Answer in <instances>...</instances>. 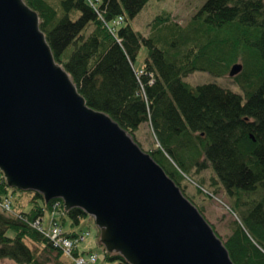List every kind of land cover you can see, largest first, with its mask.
Segmentation results:
<instances>
[{
	"label": "trees",
	"instance_id": "16d2710c",
	"mask_svg": "<svg viewBox=\"0 0 264 264\" xmlns=\"http://www.w3.org/2000/svg\"><path fill=\"white\" fill-rule=\"evenodd\" d=\"M24 1L38 13L55 60L90 108L106 113L131 135L150 124L157 146L148 154L184 195L185 175L193 180V170L212 168V186L224 189L238 217L223 241L231 260L264 264V0H206L194 17L201 21L197 34L182 39L194 21L187 28L167 27L170 17H157L160 32H167L159 39L146 38L129 24L118 28L119 18L128 23L150 0ZM222 29L235 32L233 40L221 36ZM158 42L166 45L160 48ZM142 44L149 54L139 75L134 63ZM241 59L244 69L232 77L241 93L213 82L193 87L185 81L195 72L222 77ZM13 191L32 193L31 209L14 216L0 209V259L59 264L64 253L33 223L57 208L71 226L88 215L79 208L66 212L61 199L46 203L39 193L10 188L0 172V204ZM63 234L72 239L81 235L74 230ZM26 240L44 246L48 258L39 257ZM78 244L73 257L96 252H80ZM102 251L104 261L128 264L120 255Z\"/></svg>",
	"mask_w": 264,
	"mask_h": 264
},
{
	"label": "water",
	"instance_id": "95a60500",
	"mask_svg": "<svg viewBox=\"0 0 264 264\" xmlns=\"http://www.w3.org/2000/svg\"><path fill=\"white\" fill-rule=\"evenodd\" d=\"M0 172L93 217L99 244L128 264H234L164 169L87 105L24 0H0Z\"/></svg>",
	"mask_w": 264,
	"mask_h": 264
},
{
	"label": "rangeland",
	"instance_id": "374dc122",
	"mask_svg": "<svg viewBox=\"0 0 264 264\" xmlns=\"http://www.w3.org/2000/svg\"><path fill=\"white\" fill-rule=\"evenodd\" d=\"M205 2L206 0H150L134 19L130 20L128 23L125 21H119L118 24H121L118 26V28L129 24L135 31L141 33L144 37L148 38L149 36H152V38L159 39L161 34L166 35L167 32H160L162 27L157 26L156 23H154L157 17H170L172 22L168 23L167 27H170L171 25H177L180 28H187L191 22L194 21V17L197 15ZM200 24L201 21L196 19L191 24V26L188 27V29L183 31L182 35L180 36L181 39L186 37L188 34L195 36V34H197L198 30L200 29ZM222 30L223 32L221 36H227L228 39L233 40L236 35L235 32L231 31V29ZM172 33L170 39L171 44L175 42ZM182 41L179 42V44H182ZM163 44L165 43L158 42L157 46L163 48ZM171 48L174 50L173 47ZM148 54V47L145 44H142L134 63V68L135 70L139 71V75H142L140 70L144 68ZM234 63L232 64L234 65ZM237 63L243 64V60L241 59ZM185 81L193 87L213 82L235 93H241V89L230 76V72H226L222 77H215L206 72H195L190 74L185 79ZM128 134L141 148V150L146 153L152 151L157 146L155 136L149 123L142 124L133 135L130 133ZM190 176L193 180L185 175L184 179L181 181V188L183 192L198 206L204 218L209 222V224H211L219 238L222 241H225L231 234L232 222L238 219V217L230 210V205L232 202L231 199L226 195L224 189H222L220 186H212L211 179L216 176L210 166L207 169L201 170L199 173H195V170H193ZM199 185L202 187L200 188ZM206 192L210 193V197L206 194ZM10 197L11 198L8 200L10 201L12 211L6 212L7 215L14 216L15 213H18L22 208V211L24 212H28L31 209L30 202L32 193L13 191L10 193ZM58 210V208L55 209L53 215H51L50 212H46L44 218L42 219V224L45 225L44 228L46 230L52 226L53 222L58 221L62 226L60 227L66 232L71 230L79 233L88 232V236H86L85 239H83L78 244L79 251L87 252L89 250H94L98 252L97 264H114L104 261V255L102 251L104 248L101 244L99 245V238H97L98 229L94 223L93 217L87 216L85 219L81 220L79 225L71 226V220L66 215L62 216ZM54 218H56L57 221ZM29 220L30 219H25V221ZM25 243L30 247L31 250L35 251L39 257H42V259L48 258L44 246L34 243L31 240H26ZM53 258L54 254L51 255L50 259L53 261ZM0 264L16 263L10 259H0ZM59 264H73V262L69 257L63 254V256H61L59 259Z\"/></svg>",
	"mask_w": 264,
	"mask_h": 264
},
{
	"label": "built area",
	"instance_id": "2783aa9c",
	"mask_svg": "<svg viewBox=\"0 0 264 264\" xmlns=\"http://www.w3.org/2000/svg\"><path fill=\"white\" fill-rule=\"evenodd\" d=\"M98 1V0H97ZM122 21L121 18L118 19L117 23ZM4 211L9 212L11 210L10 201L7 199L4 203L0 204ZM60 205L58 202L55 204V207ZM33 227L42 232L46 237H48L56 247H59L64 255L71 257L73 260V264H97L98 262V254L90 253L86 256L79 255L77 257L72 256V251L75 248L76 244L82 241L88 233H81L77 238H69L65 234H63L62 228L56 223L53 222L52 226L46 230L44 225L42 224V220H36L33 223Z\"/></svg>",
	"mask_w": 264,
	"mask_h": 264
}]
</instances>
